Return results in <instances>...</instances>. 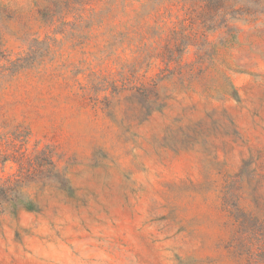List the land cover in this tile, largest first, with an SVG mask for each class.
I'll use <instances>...</instances> for the list:
<instances>
[{
  "label": "rangeland",
  "instance_id": "rangeland-1",
  "mask_svg": "<svg viewBox=\"0 0 264 264\" xmlns=\"http://www.w3.org/2000/svg\"><path fill=\"white\" fill-rule=\"evenodd\" d=\"M0 264H264V0H0Z\"/></svg>",
  "mask_w": 264,
  "mask_h": 264
}]
</instances>
